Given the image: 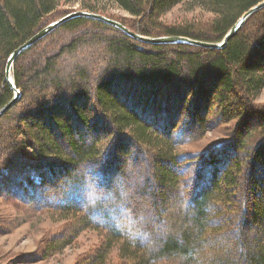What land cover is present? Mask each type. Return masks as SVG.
I'll use <instances>...</instances> for the list:
<instances>
[{
    "label": "trees",
    "instance_id": "1",
    "mask_svg": "<svg viewBox=\"0 0 264 264\" xmlns=\"http://www.w3.org/2000/svg\"><path fill=\"white\" fill-rule=\"evenodd\" d=\"M68 1L0 0V108L12 97L4 78L9 54ZM113 1L137 18L128 27L139 34L217 42L262 0ZM182 2L214 17L204 25L158 23ZM84 25L114 38L81 36L77 29ZM62 32L68 40L52 54L49 46ZM84 41L107 48L108 58L103 54L90 76L70 62ZM173 50L178 58L166 59ZM181 61L189 63L187 80ZM12 76L21 94L0 116V191L29 190L39 208L103 231L104 243L81 264H104L119 241L120 264H264V105L254 104L264 87V8L222 49L146 44L101 21L75 17L21 52ZM89 102L93 117L85 113ZM215 107L219 121H235L230 139L203 152L177 153L175 146L203 135L210 124L205 110ZM166 230L178 233L161 237Z\"/></svg>",
    "mask_w": 264,
    "mask_h": 264
},
{
    "label": "rangeland",
    "instance_id": "2",
    "mask_svg": "<svg viewBox=\"0 0 264 264\" xmlns=\"http://www.w3.org/2000/svg\"><path fill=\"white\" fill-rule=\"evenodd\" d=\"M76 10L88 12L94 11V13L99 14L102 13V15L106 17L126 23L127 28H129L128 26L131 27L134 19H137L121 9L113 0H70L68 2H59L56 9L45 20L46 24L43 27ZM213 17L212 13L203 10L199 6H189L187 3L182 2L173 6L169 11L163 14L158 19V23L175 27L190 26L193 24L204 25ZM260 22V19L254 21V28L256 26L259 27ZM77 32L81 36H88L90 32H93L104 39L113 37L111 32L97 30L91 27V25H84L82 29L78 28ZM63 33L64 32H62V34ZM79 34L77 36H79ZM159 34L161 33L159 32L158 35ZM64 35L61 40H57L58 44H50L49 48L51 49L52 54L56 50L60 49V44L67 42L68 37L66 33H64ZM150 37H160V35ZM101 49H103L102 52H100ZM106 51L107 48L105 49V45L103 44L98 45L97 43L95 44L91 41H84L83 43L75 46V50L71 54L73 60L70 62H74V65L78 66L77 68L84 67L90 76L93 75L94 72H97L95 65L97 61H99V58L103 54L106 59L108 58ZM165 55L166 59H177L179 52H175L173 50L169 51ZM181 62L182 68L180 70L183 72V78L188 79L189 75L187 74V71L189 70V63L185 61ZM147 71L148 69L145 72ZM204 74H206V72L198 73L200 81L205 78L206 75ZM88 82L92 84L91 81ZM91 84L90 89L93 90L91 88ZM185 85L186 84L182 85L181 91L184 92H182L181 95H186V91H188V87ZM207 88L209 90L207 92L208 96H211L212 91L214 90L212 84L207 86ZM193 89L195 91V88ZM194 96H197L198 98L201 97L199 96V93H196ZM24 98L25 94L22 99ZM230 100L232 102L231 107L234 108L233 105L235 104L233 103V98L231 96ZM254 104L264 105V87L255 98ZM189 105L188 109H191V104ZM89 107H91L92 111H90ZM199 107L200 104L197 108ZM85 109H87V111H85V113L87 112V115H90L91 117L94 116V107H92L91 102H89V105L87 104ZM203 109L204 108L201 109V113ZM205 112H207L206 115L209 118V127L199 138H188L183 141V143L175 146L174 149L177 153L183 154L203 152L212 148L219 142H224L230 139V133L235 121H231L229 123L219 121V113L216 110V107L213 109L211 108L209 111L206 109ZM16 125L18 126V122L15 118L13 127H16ZM20 126L21 125H19V127ZM96 133L102 135L105 134L100 131ZM95 134L93 133L92 135V133H90L91 136H94ZM17 138L20 140L22 139L20 135H18ZM3 140L5 141V138ZM127 148L130 151V146H127ZM130 152V155H132L134 150L133 152ZM136 158L142 160L143 155L137 153ZM2 159L3 158L1 157L0 162ZM140 164L137 166V169H147L144 167L142 168ZM150 169L152 168L150 167ZM14 189L15 192L17 191L16 194H12V192L7 193L4 189L0 191V264H81L86 261L87 258L94 255L96 250L104 243L105 233L103 231L90 226L79 228V224L75 222V218L73 219L72 216L64 217L63 212L44 210L31 203L28 196L29 190L22 191L19 188ZM165 200V204H167V206H173L174 201L172 200V197L170 198L169 195H167ZM146 201L148 202L149 199ZM71 214V212L68 213V215ZM175 231L166 230L163 234L160 233V236L164 237L166 234L175 236L178 233V230ZM52 242H55V244L67 242V244L56 250H50L48 246ZM120 244V241L115 244V247L111 249L107 255L106 262L104 264L121 263V258L119 257L118 252V246Z\"/></svg>",
    "mask_w": 264,
    "mask_h": 264
},
{
    "label": "water",
    "instance_id": "3",
    "mask_svg": "<svg viewBox=\"0 0 264 264\" xmlns=\"http://www.w3.org/2000/svg\"><path fill=\"white\" fill-rule=\"evenodd\" d=\"M264 8V0L260 1L256 5L250 7L248 10H246L234 23L233 25L227 30V32L224 34L223 38L220 41L217 42H208V41H201V40H195L188 38L186 36H180V35H174V36H160V37H150L145 36L142 34H139L138 32H135L126 26H124L121 22L114 20L112 18L106 17L99 13L94 12H88L83 10H76L73 12H70L57 20L47 24L45 27L38 30L35 34H33L30 38H28L24 43L19 45L17 48H15L8 56L5 67H4V78L6 83L8 84L9 88L12 90V97L10 100L0 108V116L5 113L14 103H16L20 97V90L15 86L13 76H12V67L13 62L16 59V57L23 52L25 49L29 48L32 44L37 42L39 39L44 37L45 35L49 34L51 31H53L55 28L60 26L62 23L75 18V17H83V18H89L101 21L105 24H108L110 26H113L120 31H122L127 36L138 40L140 42L146 43V44H153V45H159V44H178V43H184V44H190L194 46L199 47H205V48H211V49H222L224 48L228 41L233 38L236 33L241 29L243 24L245 23L246 19L252 15L253 13L257 12L258 10Z\"/></svg>",
    "mask_w": 264,
    "mask_h": 264
}]
</instances>
